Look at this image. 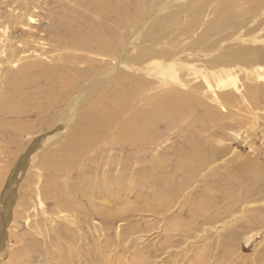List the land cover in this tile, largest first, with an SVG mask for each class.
Masks as SVG:
<instances>
[{
	"label": "bare ground",
	"instance_id": "6f19581e",
	"mask_svg": "<svg viewBox=\"0 0 264 264\" xmlns=\"http://www.w3.org/2000/svg\"><path fill=\"white\" fill-rule=\"evenodd\" d=\"M161 2L0 0V150L15 152L0 175V193L8 180L13 185L1 200L3 221L20 220L17 209L26 197L53 203L46 237L60 252L81 240L83 222L98 219L108 228L118 214L136 210L133 199L144 201L141 214L162 220L189 203L198 209L194 218L217 208L212 189L194 199L186 191L218 151L190 141L181 159L161 158V127L196 123L202 120L198 110L212 120L218 107L235 108L240 100L258 108L264 100V37L239 36L241 0H172L155 7ZM212 4L219 5L215 17L197 33ZM186 14L184 26L179 18ZM251 168L252 185L244 192L226 188L228 199L264 188V165ZM68 222L76 226L75 236ZM167 229H173L171 221ZM25 251L16 250V261Z\"/></svg>",
	"mask_w": 264,
	"mask_h": 264
},
{
	"label": "rangeland",
	"instance_id": "374dc122",
	"mask_svg": "<svg viewBox=\"0 0 264 264\" xmlns=\"http://www.w3.org/2000/svg\"><path fill=\"white\" fill-rule=\"evenodd\" d=\"M169 1L172 0H162L161 4H155V7L167 6ZM259 2H262V5L259 6ZM241 4L236 11L239 13V21L243 23L244 28L239 30V36L245 32H255L253 35L264 37V0H241ZM214 5L209 6L207 12L209 16L208 14L204 16V24L201 26L202 28L200 27L199 32L197 30V33L204 29L205 22L211 21L215 17L214 13L219 5ZM157 19L161 18L157 17ZM179 20L185 26L189 21V15H181ZM147 21L144 24V29H147V26L151 23V21ZM171 27L176 28L175 30L171 28L172 33L180 35L179 29H177L178 26L172 25ZM179 28L181 27L179 26ZM195 33L193 37L197 36V33ZM187 42L185 41L183 44ZM261 71H264V67H262ZM199 76L205 81V76L201 73ZM261 79L263 80L261 82L264 83V76ZM242 83H238L241 87L240 90H244ZM215 91H218V89ZM94 99L92 98L91 101ZM262 102L254 110H250L241 100L236 101L235 106L237 108L229 106L225 107L230 109L218 107L216 109L217 116L212 120H207L206 113L203 110H198L196 116H199L202 120L196 121V123L188 119L179 124L178 127L170 130H164L161 127V137H165L161 138L160 141V147L165 149V151L160 152L161 158L169 159L171 162L181 159L178 156H182L183 150L189 148L190 141L201 145V147L204 146L206 148L203 147L204 150L218 151L217 155L213 157L214 159L209 158L205 165L195 173L196 176L194 175L191 188L186 191L194 199L200 194H205L207 188L209 190L212 189L209 194H213L218 199V206L215 210L200 214L194 218L192 213H195L198 209L196 207L193 211L191 203H189L188 207L183 208L182 212L177 209L175 212H170L171 215L165 216V219L157 218V220L154 217H146V215L141 214L144 213L142 211L144 201L133 199L132 208L135 209L136 207V210L132 209L133 211L131 212L118 214L114 225L111 224L108 228L98 219L91 222L92 224L87 221L83 222L86 226L82 223L83 235L80 240L81 243L75 240L71 246H63L59 252L56 247L50 245L52 244L51 242H47V234L49 228L52 227L49 220L47 221V217L53 218L51 216L53 203L50 205L45 200L40 203L37 196L34 198L26 197L24 202L19 203L20 205L17 209V211L23 212V216L26 217L18 218L20 219L19 221H16L15 218L7 217V220L4 219L3 221L0 216V264H58V262L59 264H91L93 262L96 264H264V188L241 197V200L235 197H233L234 199H228L225 196L226 188L234 192H236V189H242L243 192L246 191L245 189L252 185L248 176L252 171V165H264V100ZM238 113L241 114V117L238 116ZM239 122H242V125ZM235 129L238 130L235 131ZM226 130L230 133L239 132L241 136L240 138L234 137ZM245 131L248 132L246 133ZM19 143L17 144L18 146ZM0 144H2L0 147L4 148V143ZM1 151L0 175L8 162L13 159L11 153L14 152V148L6 146V149ZM171 151L174 153H171ZM117 154L121 157L119 151ZM170 164L167 168L170 167L169 169L171 170L172 163ZM40 181L39 186H41L43 179ZM1 184L2 180H0ZM12 186L8 180L0 193V211L3 207L1 200L6 190ZM224 196L225 198L223 199ZM40 199L42 198L40 197ZM45 210L48 213H45ZM179 211L182 214L180 216ZM173 217L175 218L173 219ZM56 220L61 221L57 217ZM170 221L173 225L172 230L167 229ZM68 223L69 228L72 230L71 235L75 236L76 226L70 224L71 222ZM100 225L101 227L95 228ZM91 228L93 232H90ZM88 233L91 235L89 236ZM87 239H90V244ZM21 246L26 251L22 256L23 259L19 260V262L16 261L15 256L16 250H19ZM71 248L74 251L76 249V252ZM69 254H72V257ZM68 259L71 261L69 260L68 262Z\"/></svg>",
	"mask_w": 264,
	"mask_h": 264
}]
</instances>
